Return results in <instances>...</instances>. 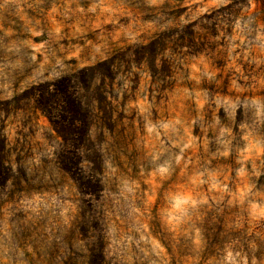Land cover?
Returning a JSON list of instances; mask_svg holds the SVG:
<instances>
[{
	"label": "rangeland",
	"instance_id": "obj_1",
	"mask_svg": "<svg viewBox=\"0 0 264 264\" xmlns=\"http://www.w3.org/2000/svg\"><path fill=\"white\" fill-rule=\"evenodd\" d=\"M163 3L177 15L192 6ZM196 4L200 15L182 29L158 31L140 0H0V264H32L33 242L49 238L56 254L43 264H264V147L246 139L240 108L230 127L228 119L243 92L238 77L251 69L240 47L229 51L234 33L213 23L230 0ZM161 40L191 63L160 55ZM148 106L163 117L155 147L186 153L199 194L194 215L181 209L186 196L177 211L160 209L159 182L149 192L138 179V162L153 149L140 126ZM190 118L194 143L175 147ZM113 153L128 163L116 165L126 177L116 188L101 181ZM106 195L118 202L111 248L112 240L91 239V221L81 223L82 205L103 215Z\"/></svg>",
	"mask_w": 264,
	"mask_h": 264
},
{
	"label": "clouds",
	"instance_id": "obj_2",
	"mask_svg": "<svg viewBox=\"0 0 264 264\" xmlns=\"http://www.w3.org/2000/svg\"><path fill=\"white\" fill-rule=\"evenodd\" d=\"M230 3L231 7L223 8L213 17V23L218 27H222L224 32L231 31L234 33V36L229 37V51L240 47V55L248 60L251 70L248 71L247 78H245L244 74L238 77L239 79L245 80V83L242 94L233 97L234 102L231 105V111L228 113L229 127L233 123L232 113L236 108H240L242 111L238 126L246 134V139L249 143L255 142L264 147V6H261L260 0H230ZM140 5L156 13L155 27L158 31H163L173 23L177 28L182 29L185 24L190 23L200 15V6L196 4V0H191L192 6H189L186 11L179 15L170 13L164 5L163 0H140ZM175 6H181L179 0H177ZM198 26L196 25V27ZM223 34L221 33V35ZM165 35L170 36L172 34L165 33ZM236 40H240V44H236ZM157 44L160 48V55L167 56L170 59H176L181 64L191 63V60L183 51H179L178 55H176L170 50V47L169 50L165 51V45L162 40L157 41ZM253 65L255 67H252ZM158 66L159 62L157 59L154 61V67ZM201 75L208 76L209 73L202 71ZM184 79H188V77L185 76ZM125 87L127 88L128 85L126 84ZM143 91L146 92L147 89L145 88ZM151 107L148 106L145 109L140 126L146 134L151 135L153 149L149 150L139 160L138 179L141 182L145 180L149 181V192H153L154 190L151 185V180L154 178L159 182L160 187L155 188V191L160 195V209L167 207L171 212H175L177 211V197L183 198L186 196L187 199H183L181 209L185 215H194L197 211L196 205L199 203V194L192 184V170L188 169L187 162L183 159L186 153L183 149L177 153L173 147L166 149L163 147L157 149L155 147L159 144L160 136V133L156 132L155 129L162 127L163 117H151ZM194 118L199 127L202 119L201 115L194 113ZM151 119H156L157 123L151 125ZM169 123L176 124L175 121H169ZM192 123L193 120L191 118L180 123V130L183 135L180 136L175 147H179L180 144L188 147L189 143H194L191 137L187 135V131H185V125H187L188 130H191ZM224 131L225 134L230 135L227 128ZM134 136L135 132L133 131V135L129 139L134 140ZM114 157L115 153L112 155L106 154L101 164V168L104 170V176L101 177V181L111 188L119 187L126 182L125 173L116 165L124 161V167H128L124 156H121L119 159ZM110 199L111 206L107 195L101 198L100 203L104 209L103 215L97 211V205H93L92 208H88L87 205H82L83 220L81 221L82 224L91 221L89 236L94 242L103 243L112 240V243H109L107 248H111L112 244L116 243L112 239L116 227L111 217L116 214L112 211V207H117L118 202L116 197H111ZM160 209H157L154 215L158 216ZM145 211H148V209H145ZM67 222V219L63 221L64 224H67ZM141 227L143 226L141 225ZM144 237H147L146 243H152L149 234L142 233L141 238ZM135 242L138 245L140 243L139 240ZM33 243L37 248V252L33 256L39 255V259L32 260V264H43L44 258L48 253H52L53 257L55 256L57 245L53 244L50 238L43 240V242L34 241Z\"/></svg>",
	"mask_w": 264,
	"mask_h": 264
},
{
	"label": "trees",
	"instance_id": "obj_3",
	"mask_svg": "<svg viewBox=\"0 0 264 264\" xmlns=\"http://www.w3.org/2000/svg\"><path fill=\"white\" fill-rule=\"evenodd\" d=\"M58 90H59V94H60V97H62V94H64L66 96V88L65 87H58ZM67 98V97H66ZM68 101V99H66ZM73 103V101L71 102ZM44 104H47V103H42V104H39V106L42 108L43 111H48V109L46 107H42ZM70 104V103H69ZM80 121V120H79ZM67 171H71V169L67 168V167H64Z\"/></svg>",
	"mask_w": 264,
	"mask_h": 264
}]
</instances>
